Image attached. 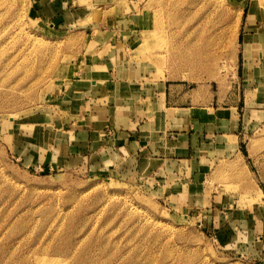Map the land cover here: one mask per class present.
<instances>
[{
    "label": "rangeland",
    "instance_id": "1",
    "mask_svg": "<svg viewBox=\"0 0 264 264\" xmlns=\"http://www.w3.org/2000/svg\"><path fill=\"white\" fill-rule=\"evenodd\" d=\"M135 72L198 89L228 150L123 156L88 116ZM117 263L264 264V0H0V264Z\"/></svg>",
    "mask_w": 264,
    "mask_h": 264
},
{
    "label": "crops",
    "instance_id": "2",
    "mask_svg": "<svg viewBox=\"0 0 264 264\" xmlns=\"http://www.w3.org/2000/svg\"><path fill=\"white\" fill-rule=\"evenodd\" d=\"M107 58L93 56L91 61L99 62ZM88 62H84L83 80L87 85L90 82L88 87L93 92H98L104 81L109 80L106 77H110V74L102 72L104 70L96 73L99 65ZM120 62L126 64L123 57ZM133 75L132 84L128 79L114 81L120 87L116 89L115 97L109 95L105 99L104 105L91 102L93 98H85L92 103V111L100 106L96 111L98 114L88 116L91 122L93 119L102 120L95 124V128L101 132L107 126L111 130L118 128L116 137L123 156L138 160L147 167L167 166L174 161L202 164L213 156V152L215 154L219 149L228 148L224 142L225 134L214 131L215 118L210 100L205 101L204 96L198 94V89L186 82L153 81L141 74ZM80 102L82 105V100ZM218 124L215 127L218 128ZM236 127L238 125L234 124L233 131ZM87 142L93 143V140Z\"/></svg>",
    "mask_w": 264,
    "mask_h": 264
},
{
    "label": "bare ground",
    "instance_id": "3",
    "mask_svg": "<svg viewBox=\"0 0 264 264\" xmlns=\"http://www.w3.org/2000/svg\"><path fill=\"white\" fill-rule=\"evenodd\" d=\"M131 237V236H130ZM133 242H134V240H133ZM142 244V243H141ZM140 250V249H139ZM138 250V251H139ZM130 252V251H129ZM132 252V251H131ZM122 255V254H121ZM127 255V254H126ZM134 255V254H133ZM148 255V254H147ZM135 256V255H134ZM135 258V257H134ZM123 259H125V258H123ZM127 262V261H126ZM154 262V261H153ZM118 264V263H117ZM148 264V263H147Z\"/></svg>",
    "mask_w": 264,
    "mask_h": 264
}]
</instances>
